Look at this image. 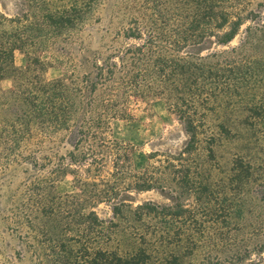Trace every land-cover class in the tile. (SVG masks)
I'll return each instance as SVG.
<instances>
[{
  "label": "trees",
  "instance_id": "obj_1",
  "mask_svg": "<svg viewBox=\"0 0 264 264\" xmlns=\"http://www.w3.org/2000/svg\"><path fill=\"white\" fill-rule=\"evenodd\" d=\"M22 1L27 9L17 16L0 12V83L12 80L9 91L0 90V173L21 163L46 172L27 180L1 221L31 264H186L206 238L204 219L214 215V128H225L211 118L238 113L246 125L264 118L263 13L250 9L251 0H131L124 6L130 17L109 43L74 53L69 44L100 0ZM56 42L64 45L49 61L14 65L16 51ZM206 43L225 49L202 55ZM53 65L63 73L48 79ZM155 98L182 125L186 142L179 152L148 155L152 162L138 169L133 147L112 139L109 125L133 119L137 102ZM66 176L75 191L58 194L55 183ZM250 176L228 182L248 186ZM170 182L178 189L174 205L123 198L172 190ZM179 193L199 204L186 207ZM255 195L264 207V185ZM100 204L110 207L109 219L96 213ZM117 235L135 244L131 251L106 248Z\"/></svg>",
  "mask_w": 264,
  "mask_h": 264
},
{
  "label": "rangeland",
  "instance_id": "obj_2",
  "mask_svg": "<svg viewBox=\"0 0 264 264\" xmlns=\"http://www.w3.org/2000/svg\"><path fill=\"white\" fill-rule=\"evenodd\" d=\"M130 2L131 0H100L75 32L69 48L75 53L81 45L88 50H95L100 45L109 43L114 30L124 25L127 17H130L131 14L124 10V6ZM25 5L22 0H0V12L7 18H13L27 9ZM250 9L263 13L264 17V0H251ZM242 29L230 43V47L238 45L242 38ZM63 45V42H56L54 46L38 52L16 51L14 65L17 68H24L28 57L49 61L50 57L57 55V51ZM224 49L206 43L202 48V55ZM62 73L63 69L60 66L53 65L46 71L45 77L56 78ZM11 87V79H5L0 83V90L3 92L9 91ZM260 93L264 97V89ZM133 108V119L110 121L109 136L133 147L132 159L135 167L140 169L152 162L147 159L150 154L176 153L183 148L186 136L182 125L167 109L162 99L139 101ZM244 117L238 113L221 114L210 120L211 125L222 122L225 128L223 133L214 128L218 137L213 149L214 194L211 196L213 202L210 203L214 215L203 218L207 228L206 238L192 257L185 258L186 264H264V207L255 195L256 190L264 185V118L259 125H253L251 121L246 125L247 119ZM201 146L205 147L204 144ZM57 150L58 153H63L65 148L60 147ZM247 171L251 175L248 186L236 183V179L228 182V178L234 174H239L245 181V175L249 174ZM45 172L46 170L36 171L29 164L23 163L10 166L4 173L1 172L0 211L9 208L12 199L19 194L31 176L43 175ZM202 178L205 180L206 177L199 176L196 181L203 183ZM168 185L172 190L131 192L123 198L134 206L143 202L174 205L178 198L175 191L178 189L174 190L175 186L171 182ZM55 190L61 195L74 192L71 177L59 179L55 183ZM180 195L181 202L188 208L197 207L199 204H196L194 198L188 194ZM95 211L101 219L107 220L111 217L110 207L106 204L98 205ZM116 242H119V246ZM134 245L128 237L117 235L116 240L106 248L117 249L123 254L131 251ZM18 253L21 258H18ZM6 261L12 264H31L28 254L24 253L18 234L7 229L0 218V262ZM147 264L163 262L153 259Z\"/></svg>",
  "mask_w": 264,
  "mask_h": 264
}]
</instances>
